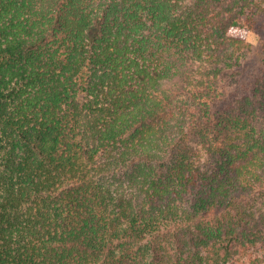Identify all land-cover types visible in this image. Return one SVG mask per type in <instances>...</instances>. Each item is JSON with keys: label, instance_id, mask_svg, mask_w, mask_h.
Returning <instances> with one entry per match:
<instances>
[{"label": "trees", "instance_id": "1", "mask_svg": "<svg viewBox=\"0 0 264 264\" xmlns=\"http://www.w3.org/2000/svg\"><path fill=\"white\" fill-rule=\"evenodd\" d=\"M0 264H264V0H0Z\"/></svg>", "mask_w": 264, "mask_h": 264}, {"label": "rangeland", "instance_id": "2", "mask_svg": "<svg viewBox=\"0 0 264 264\" xmlns=\"http://www.w3.org/2000/svg\"><path fill=\"white\" fill-rule=\"evenodd\" d=\"M239 35L242 36V38H244L252 46H256L257 43H258V36L255 33H252V32H241V33H239ZM196 140H193V145H192L191 149L192 150L193 149L194 150L198 149V151H199V147L197 145H195L197 143Z\"/></svg>", "mask_w": 264, "mask_h": 264}]
</instances>
